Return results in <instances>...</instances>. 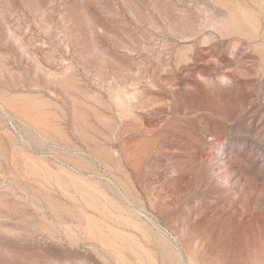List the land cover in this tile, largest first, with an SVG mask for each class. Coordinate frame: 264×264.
I'll return each mask as SVG.
<instances>
[{
    "label": "rangeland",
    "instance_id": "obj_1",
    "mask_svg": "<svg viewBox=\"0 0 264 264\" xmlns=\"http://www.w3.org/2000/svg\"><path fill=\"white\" fill-rule=\"evenodd\" d=\"M258 172L264 0H0V264H264Z\"/></svg>",
    "mask_w": 264,
    "mask_h": 264
},
{
    "label": "bare ground",
    "instance_id": "obj_2",
    "mask_svg": "<svg viewBox=\"0 0 264 264\" xmlns=\"http://www.w3.org/2000/svg\"><path fill=\"white\" fill-rule=\"evenodd\" d=\"M63 79V78H62ZM62 79H60V81L62 82V81H64V79L62 80ZM121 100L122 99H120V103H121V105H122V102H121ZM44 102V101H43ZM124 103V102H123ZM8 104L9 105H12L13 106V104H12V102H10V101H8ZM125 105V104H124ZM29 109V107L27 106V105H23V106H21V108H19V112L21 113V115L22 116H24V117H27V118H29V119H31L34 123H36V124H38V125H44V124H48V123H50L49 122V120L48 119H46L45 118V116H44V113H42L41 111H39V110H33V108H31L30 107V109ZM78 110V109H77ZM97 112V111H96ZM98 113V112H97ZM99 117V116H98ZM104 150V149H103ZM37 162V161H36ZM80 163V162H79ZM67 168V167H66ZM62 170H64V171H66L67 169H64V168H61ZM72 169V168H71ZM71 171V170H70ZM68 174H69V176H71L72 178H76V179H78V180H83V178L81 177V176H78V175H75V174H73V173H69L68 171H66ZM74 173H75V171H74ZM77 173V172H76ZM77 174H79V173H77ZM253 174V173H252ZM258 174L259 175H261V176H263L264 177V173L263 172H258ZM253 175H255V174H253ZM61 176V175H60ZM258 176V175H257ZM56 177H57V175H56ZM251 177H253L252 175H251ZM64 179V178H63ZM92 179V178H91ZM58 180V179H57ZM56 180V181H57ZM61 180V179H60ZM69 180V179H68ZM264 180V179H263ZM95 181V180H94ZM97 181V180H96ZM231 185L232 184H237V185H239V186H241V187H243V180H242V177H241V175L239 174V173H237V174H235L234 176H233V178L231 179ZM65 183V182H64ZM65 184H67V183H65ZM99 184V183H98ZM84 185V184H83ZM68 187V186H67ZM66 187V188H67ZM76 187V186H75ZM78 188V187H77ZM242 189V188H241ZM102 190V189H101ZM89 192V191H88ZM72 195H74L73 193H71ZM82 194V193H81ZM86 194V193H85ZM92 194V193H91ZM90 197V196H89ZM93 197V196H92ZM105 197V196H104ZM94 199H95V197H93ZM107 199H109L110 200V198H107ZM263 199V198H262ZM84 200H86V199H84ZM114 200V199H113ZM111 201H112V199H111ZM117 201V200H116ZM91 202V201H90ZM94 202V201H93ZM115 203V202H114ZM89 204V203H88ZM105 204V203H104ZM261 204V203H260ZM101 205V204H100ZM106 205V204H105ZM117 205V204H116ZM262 205V204H261ZM108 206V205H107ZM99 207V206H98ZM126 207V206H125ZM125 209H127V210H129L128 208H125ZM102 210V209H101ZM110 212V211H109ZM129 212V211H128ZM122 214V213H121ZM87 217V216H86ZM92 217V216H91ZM133 218V217H132ZM88 220V219H87ZM128 221H130V220H128ZM96 223V222H95ZM133 223V222H132ZM138 223V222H137ZM141 223V222H140ZM98 224V223H97ZM102 225V224H101ZM89 226V225H88ZM92 226V225H91ZM138 226V225H137ZM137 226H135V227H137ZM143 227V226H142ZM110 229V228H109ZM87 230V229H86ZM90 230V229H89ZM102 230V229H101ZM143 230H144V227H143ZM91 231V230H90ZM102 231H104V230H102ZM115 232H116V230H114ZM97 233V232H96ZM197 262V261H196Z\"/></svg>",
    "mask_w": 264,
    "mask_h": 264
}]
</instances>
